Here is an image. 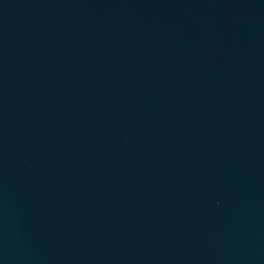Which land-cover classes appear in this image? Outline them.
I'll use <instances>...</instances> for the list:
<instances>
[{
    "label": "water",
    "instance_id": "obj_1",
    "mask_svg": "<svg viewBox=\"0 0 264 264\" xmlns=\"http://www.w3.org/2000/svg\"><path fill=\"white\" fill-rule=\"evenodd\" d=\"M0 264H264V0H0Z\"/></svg>",
    "mask_w": 264,
    "mask_h": 264
}]
</instances>
